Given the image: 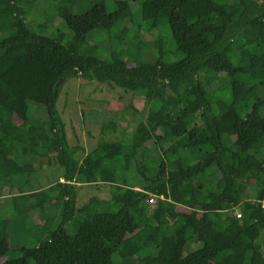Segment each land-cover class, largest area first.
<instances>
[{"label":"trees","instance_id":"trees-1","mask_svg":"<svg viewBox=\"0 0 264 264\" xmlns=\"http://www.w3.org/2000/svg\"><path fill=\"white\" fill-rule=\"evenodd\" d=\"M53 1L66 29L47 34V23L30 26L26 0H0L1 264H118L116 253L264 264V0H116L113 11L91 0L82 13L79 0ZM97 30L107 58L91 41ZM150 48L153 63L142 60ZM71 77L143 91V109L131 100L115 140L100 134L85 153L57 108ZM38 169L58 178L37 185ZM75 182L96 190L82 205ZM16 227L26 242L12 247Z\"/></svg>","mask_w":264,"mask_h":264},{"label":"rangeland","instance_id":"rangeland-1","mask_svg":"<svg viewBox=\"0 0 264 264\" xmlns=\"http://www.w3.org/2000/svg\"><path fill=\"white\" fill-rule=\"evenodd\" d=\"M80 1V0H79ZM116 0H109L107 2L108 10L113 11L116 9ZM26 3L29 4L30 13L28 15V21L30 26L38 31L39 23H47L48 30L47 34H53L58 29H66V25L63 22V19L57 14L56 10V2L53 0H26ZM138 2L131 1V7L134 12V20L136 24L142 22V16L140 12V7L138 6ZM92 5L91 0H81L74 6L75 13H82L88 10ZM25 7V6H24ZM56 18V20L54 19ZM53 19L54 24L51 23ZM91 41L98 45V48L101 49L102 53L99 52L102 58H107L109 53L107 52L109 48V41L107 39V32L104 30H97L92 32L90 35ZM150 50V51H149ZM145 54H142V60L146 62H155L157 59V51L154 48H150ZM176 59L175 56H169L167 58L168 61H174ZM138 92V93H137ZM141 98H143V91H131L126 90L120 86L114 85L110 82H99L97 80L91 81H83L79 77H71L67 79L65 84L63 85L59 98L57 101V108L61 113L63 121L66 125L67 137L71 143L76 141V133L81 134L83 132V124H87L89 121H93L94 118H101L102 115L99 113L102 109H113L115 112L119 107L122 108L121 105L129 104L130 101H135L140 106V109H143L142 106L144 102ZM133 94H137V96L133 97ZM139 95V96H138ZM76 97L81 101V104L76 102ZM142 100V103H141ZM108 101L107 103H104ZM152 106V105H149ZM31 111L37 109L38 107L41 109L39 115H44L46 113V108L44 105H40L34 102H30ZM34 108V109H33ZM120 108V109H121ZM81 109L83 115L81 113ZM149 107L144 111L143 118L146 116ZM122 111H125L122 109ZM81 115V118H80ZM137 117L140 115L136 114ZM87 129V126H84V130ZM113 130V127H111ZM113 133H117L114 132ZM86 134V131L84 132ZM132 131L127 132L125 134V139H131ZM28 138V136L26 137ZM30 138V136H29ZM115 140V137L112 138ZM38 164V163H37ZM59 169V168H57ZM58 172L52 170V172H46L43 169H38L36 174L34 175L35 183L37 185L42 184L45 185L47 181L57 179ZM37 177V178H36ZM53 178V179H52ZM79 198L78 204L82 205L86 202L90 196L94 195L95 189L91 187V185H81L79 186ZM120 187H123L122 185ZM5 191H9V189H5ZM109 191V190H108ZM101 195L105 193V191L100 192ZM153 206V203L152 205ZM4 214L8 216L13 215V209L10 206H7L4 209ZM69 232L74 233V225L73 223L69 226ZM9 237L10 244L12 247H19L25 244L26 237L21 227H16L10 230L7 235ZM160 240V235L158 234L156 237V242L158 243ZM29 246H32L33 243H26ZM197 248L198 245L191 244L188 248ZM6 259V257L0 258V264ZM113 259L118 264H161V261L158 256H155L149 262L143 263L135 258H124L119 256V254H114Z\"/></svg>","mask_w":264,"mask_h":264},{"label":"crops","instance_id":"crops-1","mask_svg":"<svg viewBox=\"0 0 264 264\" xmlns=\"http://www.w3.org/2000/svg\"><path fill=\"white\" fill-rule=\"evenodd\" d=\"M60 17L63 19L62 15ZM54 19L56 20L55 17H54ZM53 24H54V22H53ZM76 102L78 104H81V101L78 99V97H76ZM107 102L108 101H105L104 103H107ZM141 103H142V100H141ZM128 105L129 104L121 105L122 108L119 107V105H118V110L115 112L112 111L113 110L112 108L111 109H106V108L102 109L99 112L102 115V117L101 118H94L93 121H89L86 125L83 124V132L81 134H78V135L76 133V141L74 143H71V141H69V139H68L69 143L71 145L80 144L85 149V153H87V152L91 151L94 147H96L97 142H98V136L100 134H102L106 139H112L117 134V133L116 134L113 133V131L117 132V129H118V122H117L116 114L121 113V112L125 113V118H122V121L124 124L127 123V121H129V120H127V117H128L127 114L128 115L129 114L134 115V113H133L134 110L130 107V105L128 107ZM135 106L140 108V106L137 103H135ZM122 109H124L125 111H122ZM81 113L83 115L82 109H81ZM119 115L122 116L121 114H119ZM135 115H136V113H135ZM80 118H81V115H80ZM103 120H104V124L102 125ZM84 126L85 127L87 126L86 130H84ZM111 127H113V130L111 129ZM85 131H86V134H84ZM50 167H52V166H49L48 164L44 165L45 170L47 169L46 171H48V169H50ZM52 168H54V166ZM56 168H59V167H56ZM59 180L60 181L64 180L61 175L59 176ZM74 184L77 186V188L79 190V189H81V187H79V186L88 185V184L90 185L92 183L75 182ZM102 185L103 184H101V183L99 184L101 192L105 191L104 195L106 196L108 194L107 185H103V186ZM57 210H60V205H58ZM53 218H54V216L50 217L49 220H51Z\"/></svg>","mask_w":264,"mask_h":264},{"label":"built area","instance_id":"built-area-1","mask_svg":"<svg viewBox=\"0 0 264 264\" xmlns=\"http://www.w3.org/2000/svg\"><path fill=\"white\" fill-rule=\"evenodd\" d=\"M152 196H153V200L150 199V201H151V202H154V195H152ZM161 197H164V196L162 195ZM236 216H237V218H240V217H241V214H240L239 212H237V213H236Z\"/></svg>","mask_w":264,"mask_h":264}]
</instances>
